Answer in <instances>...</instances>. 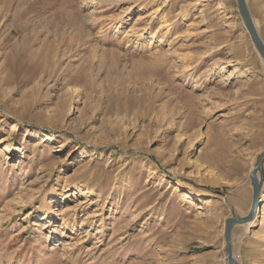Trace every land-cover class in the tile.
I'll list each match as a JSON object with an SVG mask.
<instances>
[{"label": "rangeland", "instance_id": "374dc122", "mask_svg": "<svg viewBox=\"0 0 264 264\" xmlns=\"http://www.w3.org/2000/svg\"><path fill=\"white\" fill-rule=\"evenodd\" d=\"M263 150L237 0L0 2V264H228ZM245 224L238 264H264Z\"/></svg>", "mask_w": 264, "mask_h": 264}, {"label": "water", "instance_id": "95a60500", "mask_svg": "<svg viewBox=\"0 0 264 264\" xmlns=\"http://www.w3.org/2000/svg\"><path fill=\"white\" fill-rule=\"evenodd\" d=\"M237 3H238V7L240 10L244 25L246 27V30L248 31L254 46L259 51L260 55L262 56L264 60V43L260 39L257 33V30L253 24V21L250 17V14L246 6V2L245 0H237ZM263 160H264V150L257 158L251 170V173L249 175L251 185H252V201H251V206L248 212L244 216L231 217L225 221V225H224V241H225V253H226L225 260L228 264H238L232 258L233 256V253H232L233 251H232V246H231L232 226L237 223H245V222L250 221L255 215V212L257 210L259 200H260L259 199L260 198V184H259L260 181L257 177V173L260 171V165Z\"/></svg>", "mask_w": 264, "mask_h": 264}, {"label": "bare ground", "instance_id": "6f19581e", "mask_svg": "<svg viewBox=\"0 0 264 264\" xmlns=\"http://www.w3.org/2000/svg\"><path fill=\"white\" fill-rule=\"evenodd\" d=\"M0 2L3 3L4 0H0ZM2 5H3V4H2ZM252 21H253V20H252ZM253 24H254V22H253ZM254 25H255V24H254ZM226 77H228V76H226ZM236 88H237V87H236ZM231 91H232V90H231ZM234 92H235L236 95H242V94H243V90H242V88H238L237 90H234ZM216 157H217V156H216ZM257 177H258V173H257ZM259 184H260V182H259ZM260 187H261V184H260ZM261 213H263V214H261V215L258 217V216H257V214H258V210H256L255 215L253 216V218H252L250 221L245 222L246 224L243 225V227H246V225H252V224H254V222H255V224H256L257 229L254 230L255 240H254V242H253V243H254L253 246H255V245L257 244V242L260 240V236L262 235V232H264V212H261ZM256 217H258V218L256 219ZM255 219H256V220H255ZM254 220H255V221H254ZM62 224H64V229L67 228V230L70 231L71 234L78 235L77 232H76V228H73V226H72V228H70L71 225L66 224L65 221L62 222ZM70 237H71V236H70ZM232 253H233V252H232ZM232 258H233V260H234L235 262L239 263L238 260L236 259L234 253H233Z\"/></svg>", "mask_w": 264, "mask_h": 264}]
</instances>
